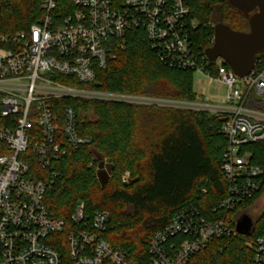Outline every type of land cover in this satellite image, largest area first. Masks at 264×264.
I'll return each mask as SVG.
<instances>
[{
    "label": "built area",
    "instance_id": "built-area-1",
    "mask_svg": "<svg viewBox=\"0 0 264 264\" xmlns=\"http://www.w3.org/2000/svg\"><path fill=\"white\" fill-rule=\"evenodd\" d=\"M70 2L73 10L68 11L61 0H43L39 23L15 35L0 34V113L19 117L15 126L0 128V141L10 149L0 156V264H64V249L57 245L65 246L68 264H186L212 240L237 233L231 225L237 218L226 215L208 220L194 206L182 208L153 235L148 259L140 263L128 261L102 237L109 225L106 212L89 218L80 202L70 222L50 214L44 199L56 176L52 164L67 152L60 138L74 148L90 142L78 131L75 108L66 106L59 125L54 122L51 102L98 99L226 115L222 132L228 144L222 171L227 197L218 208L232 212L260 186L257 177L262 169L243 148L264 140V59L244 78L236 76L222 58L215 62L216 75L206 72L208 60L194 40L200 23L191 16L187 0ZM135 27L145 29L161 62L197 71L210 83L224 84L223 101H206L205 89L198 93L203 99L186 101L84 88L57 78L93 82L96 69L105 67L109 56L114 57L112 40H124ZM30 117H38L42 132L41 139L34 141L33 155H27ZM34 156L49 170V176L31 167L29 160ZM128 178L127 172L123 180ZM254 248L252 264H264V236L255 239Z\"/></svg>",
    "mask_w": 264,
    "mask_h": 264
},
{
    "label": "trees",
    "instance_id": "trees-1",
    "mask_svg": "<svg viewBox=\"0 0 264 264\" xmlns=\"http://www.w3.org/2000/svg\"><path fill=\"white\" fill-rule=\"evenodd\" d=\"M42 2L0 0V34L15 35L39 23L43 16ZM62 2L68 5V11L73 10L70 0ZM187 3L191 16L200 23L194 40L202 51L212 45L216 23H225L235 30L248 29L247 20L226 0H187ZM112 41L114 57L109 56L106 66L96 69L93 82L81 83L75 77L61 75L57 78L66 84L107 92L186 101L203 99L194 88L195 71L161 62L143 27L129 30L124 40ZM261 59L264 57H257L255 68ZM206 72L216 75L215 64L208 63ZM51 103L54 122L59 125L63 124L66 106H73L78 131L90 142L74 148L60 138L67 152L52 164L56 176L45 194V204L51 215L68 222L80 202L89 218L99 211L106 212L109 225L102 237L123 252L128 261H146L153 235L182 208L194 206L208 220L226 215L229 219L238 218L264 194V140H261L243 148L251 153V162L262 169L257 177L259 188L232 212L218 208L227 197L222 171L228 144L222 132L227 119L224 114L98 99L63 98ZM18 118L2 117L0 113V128L15 126ZM30 122L27 155H33L34 141L42 136L38 117H30ZM9 151L7 143L0 141V156ZM97 154L105 161L102 169ZM29 162L33 169L44 172V177L49 176V170L42 168L37 157ZM127 172L129 178L124 181ZM231 225L234 227V220ZM259 236H264V209L255 218L251 235L235 233L214 239L186 264H252L254 242ZM57 248L64 249V264H68L65 246Z\"/></svg>",
    "mask_w": 264,
    "mask_h": 264
},
{
    "label": "water",
    "instance_id": "water-1",
    "mask_svg": "<svg viewBox=\"0 0 264 264\" xmlns=\"http://www.w3.org/2000/svg\"><path fill=\"white\" fill-rule=\"evenodd\" d=\"M248 22V29L235 30L219 22L214 25L213 43L204 53L210 65L222 58L240 78L247 77L255 68L257 57H264V0H226ZM100 168L105 165L103 157L97 154ZM249 209L238 216L235 228L242 235H251L255 218Z\"/></svg>",
    "mask_w": 264,
    "mask_h": 264
},
{
    "label": "rangeland",
    "instance_id": "rangeland-1",
    "mask_svg": "<svg viewBox=\"0 0 264 264\" xmlns=\"http://www.w3.org/2000/svg\"><path fill=\"white\" fill-rule=\"evenodd\" d=\"M194 88L196 92L198 89H205L206 95L205 100L208 102L221 103L226 94V86L220 82H208L204 76L199 72L194 73ZM212 114V113H210ZM264 209V194L262 197L255 203V205L249 209V212L258 216Z\"/></svg>",
    "mask_w": 264,
    "mask_h": 264
},
{
    "label": "crops",
    "instance_id": "crops-1",
    "mask_svg": "<svg viewBox=\"0 0 264 264\" xmlns=\"http://www.w3.org/2000/svg\"><path fill=\"white\" fill-rule=\"evenodd\" d=\"M202 90H203V89H201V90H200V89H198L197 93H200ZM205 94H206V92H205Z\"/></svg>",
    "mask_w": 264,
    "mask_h": 264
}]
</instances>
